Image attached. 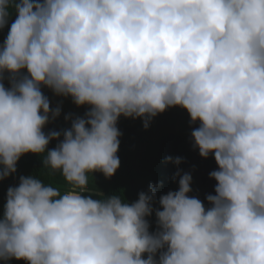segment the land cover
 I'll return each instance as SVG.
<instances>
[{
  "label": "clouds",
  "instance_id": "1",
  "mask_svg": "<svg viewBox=\"0 0 264 264\" xmlns=\"http://www.w3.org/2000/svg\"><path fill=\"white\" fill-rule=\"evenodd\" d=\"M6 27L0 180L32 154L66 190L39 175L8 189L0 260L264 264V0H0ZM43 88L89 110L46 134L61 107L50 108ZM175 107L198 124L191 137L200 157L217 165L210 206L190 195L192 176L179 170L178 190L161 195L157 209L161 185L132 203L93 193L94 173L110 179L120 167L119 119L147 129Z\"/></svg>",
  "mask_w": 264,
  "mask_h": 264
},
{
  "label": "trees",
  "instance_id": "2",
  "mask_svg": "<svg viewBox=\"0 0 264 264\" xmlns=\"http://www.w3.org/2000/svg\"><path fill=\"white\" fill-rule=\"evenodd\" d=\"M14 18L13 14L9 27ZM7 34V27L0 30V48ZM4 85L6 88L10 87L7 76L4 79ZM42 91L48 97L51 109H55L58 105L61 107L60 116L54 121L50 120L45 126L46 134L53 130L62 132L64 129H69L71 121H66V116L83 117L89 110L87 106L78 108L71 98L55 96L47 88H43ZM117 126L121 132L118 150L120 167L110 179L105 178L101 173H94L89 180V188L93 193L99 190L105 197L118 194L126 202L132 203L138 199L139 193L147 192L150 184L161 185L157 189L156 202L153 204V208L157 209L161 195L178 190L179 177L176 176V172L179 170L182 174L190 173L192 176L190 195L199 198L206 208L210 206L205 197L215 194L216 182L210 178L209 174L217 170V165L212 155L203 159L198 149L194 147L191 132L198 127V124L193 125L190 122V117L184 109L169 108L152 119L147 129L144 128L141 119H125L124 117L119 119ZM58 143L59 141H51L48 148H55ZM169 157L173 160L179 157L182 163L177 166L168 160ZM43 167L40 156L28 154L18 161L15 174L0 180V218L3 216L7 191L10 187L18 186L21 176L39 175L45 183H51L54 187H59L61 191L66 190L63 177L59 174L49 176L48 170ZM94 198L99 197L94 196ZM147 219L150 224L149 231L155 232L157 230L155 214L153 213ZM0 264L5 262L0 260ZM8 264H26V262L10 260Z\"/></svg>",
  "mask_w": 264,
  "mask_h": 264
},
{
  "label": "rangeland",
  "instance_id": "3",
  "mask_svg": "<svg viewBox=\"0 0 264 264\" xmlns=\"http://www.w3.org/2000/svg\"><path fill=\"white\" fill-rule=\"evenodd\" d=\"M13 260H15V259H13Z\"/></svg>",
  "mask_w": 264,
  "mask_h": 264
}]
</instances>
